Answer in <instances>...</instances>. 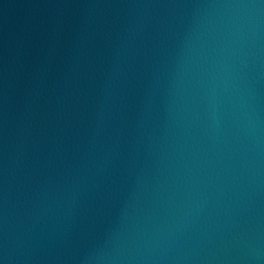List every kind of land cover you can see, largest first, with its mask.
Instances as JSON below:
<instances>
[{"label":"water","instance_id":"obj_1","mask_svg":"<svg viewBox=\"0 0 264 264\" xmlns=\"http://www.w3.org/2000/svg\"><path fill=\"white\" fill-rule=\"evenodd\" d=\"M0 264H264V0H0Z\"/></svg>","mask_w":264,"mask_h":264}]
</instances>
